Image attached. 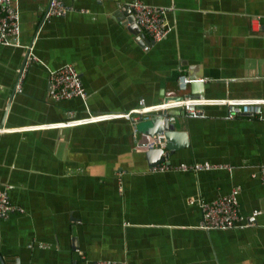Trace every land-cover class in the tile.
<instances>
[{
    "label": "crops",
    "instance_id": "crops-1",
    "mask_svg": "<svg viewBox=\"0 0 264 264\" xmlns=\"http://www.w3.org/2000/svg\"><path fill=\"white\" fill-rule=\"evenodd\" d=\"M48 1L12 0L19 44L0 45V189L22 208L0 220V264H264V105L231 118L224 105L198 117L169 108L185 144L169 152L164 142L150 161L139 128L158 113L135 127L123 116L141 99L184 93L264 99V0H139L172 7L167 37L143 33L144 44L134 0H63L74 10L45 18ZM64 64L84 100L48 97L50 73ZM179 75L195 82L182 91ZM104 113L117 116L67 124ZM165 161L172 167L150 171ZM204 162L225 168H176ZM234 186L240 220L201 227L200 202Z\"/></svg>",
    "mask_w": 264,
    "mask_h": 264
},
{
    "label": "built area",
    "instance_id": "built-area-1",
    "mask_svg": "<svg viewBox=\"0 0 264 264\" xmlns=\"http://www.w3.org/2000/svg\"><path fill=\"white\" fill-rule=\"evenodd\" d=\"M127 8L132 15V22L137 24L151 43L159 42L165 39L170 31V25L167 20V13L172 7L158 4H148L143 1L134 0L127 4ZM74 10L72 5L65 3L63 0H49L44 17H63L68 12ZM20 35V17L17 8L12 4V0H0V45H18ZM178 86L185 91L187 84L191 81L186 75L178 76ZM18 91L21 87L18 85ZM86 90L71 64H64L57 70L50 73V87L48 97L55 100H67L78 97L84 100ZM210 105H224L227 108V117L231 118L236 114H254L261 113L264 99H217L205 97H190L187 93L176 99H168L162 103L154 105H145L141 99L138 107L131 110L123 116L130 118L133 127L141 119H148L149 115L161 110H167L172 107L182 108L190 117H198L203 114L204 107ZM116 114H97L71 120L67 124H86L99 122L116 117ZM158 143V137H149L145 149H151ZM162 144H160L161 146ZM172 166L165 161L161 164H155L150 167V171L158 172L171 168ZM224 165H212L210 163H180L176 168L182 170H208L213 168H223ZM225 168V167H224ZM228 168V167H227ZM259 178L264 182V164L260 166ZM256 177L255 173L252 174ZM238 186L230 189L229 193L220 196L213 201H201V211L203 215V228H212L216 226L233 227L236 221L240 220L237 214V194ZM22 208L15 206L10 202L9 196L5 189H0V220L7 219L12 213L20 212ZM250 224V223H248ZM246 224V225H248ZM84 255L81 254V257ZM85 264H126L124 261H115L109 259L90 260L85 259Z\"/></svg>",
    "mask_w": 264,
    "mask_h": 264
},
{
    "label": "water",
    "instance_id": "water-1",
    "mask_svg": "<svg viewBox=\"0 0 264 264\" xmlns=\"http://www.w3.org/2000/svg\"><path fill=\"white\" fill-rule=\"evenodd\" d=\"M134 26L138 31L141 32L137 24L134 23ZM140 37L144 40L143 44L146 43V41L148 42L143 32H141ZM28 54L29 51L27 53V57ZM189 79L191 80V84L195 82V77H189ZM155 113L158 114H155V117H151L146 122H143V125L141 128H139V132H141L142 137L140 141H138V145L142 147H145L148 144L149 137H158V143L153 148L147 149L145 151L146 157L149 161L154 157L161 156L163 153V148L160 147V144L164 142L165 149H167L169 152H172L178 146H183L185 144L183 141L184 131L179 130V123L175 120L174 114L171 115L170 112L166 110H161ZM167 115H169V117H165Z\"/></svg>",
    "mask_w": 264,
    "mask_h": 264
}]
</instances>
